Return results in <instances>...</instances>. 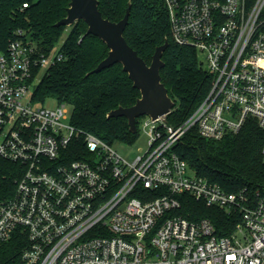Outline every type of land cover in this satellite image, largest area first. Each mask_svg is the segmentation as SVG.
I'll list each match as a JSON object with an SVG mask.
<instances>
[{
	"label": "built area",
	"instance_id": "built-area-1",
	"mask_svg": "<svg viewBox=\"0 0 264 264\" xmlns=\"http://www.w3.org/2000/svg\"><path fill=\"white\" fill-rule=\"evenodd\" d=\"M164 3L175 42L198 52L213 82L180 125L141 116L148 148L131 162L74 125L68 103L33 100L62 52H41L23 31L0 51V159L18 168L0 199V264H264V192H230L176 150L192 128L221 140L248 118L264 127V0ZM184 195L240 220L221 235L178 213Z\"/></svg>",
	"mask_w": 264,
	"mask_h": 264
},
{
	"label": "trees",
	"instance_id": "trees-1",
	"mask_svg": "<svg viewBox=\"0 0 264 264\" xmlns=\"http://www.w3.org/2000/svg\"><path fill=\"white\" fill-rule=\"evenodd\" d=\"M129 1H132V9L124 35L139 55L151 64L157 47L169 42L163 55L165 66L161 76L175 101L167 121L180 125L207 96L213 75L202 67L194 48L175 42L164 0H99V8L105 18L119 21L126 14ZM70 2L0 0V51H5L9 42L23 31L34 39L41 52H52L69 29L57 49L64 54L63 60L50 66L41 76L33 100L41 104L48 99L68 103L74 108L71 122L83 131L112 145L117 141L133 144L139 133L130 131L128 119L108 118V113L120 106L134 105L141 97L140 90L120 63L88 75L108 55L109 48L99 37L87 33L88 25L84 20L69 27L56 26L67 15ZM263 147L264 127L255 118H248L239 132L229 133L221 140L204 138L192 128L176 150L198 175L230 192L241 189L264 192ZM76 148L85 151L83 139ZM17 173V165L0 159V199L12 195ZM181 198L179 214L191 220L208 218L221 235L232 232L240 220L225 209L209 207L190 195Z\"/></svg>",
	"mask_w": 264,
	"mask_h": 264
},
{
	"label": "water",
	"instance_id": "water-1",
	"mask_svg": "<svg viewBox=\"0 0 264 264\" xmlns=\"http://www.w3.org/2000/svg\"><path fill=\"white\" fill-rule=\"evenodd\" d=\"M132 1H129L126 14L119 21L105 18L99 8V0H71L67 15L56 23L57 27L71 26L78 20L88 25V34L99 37L109 48L108 55L88 72H100L117 63L129 75L141 97L130 107L120 106L108 113V118L126 117L132 133H137V118L149 115L156 119L168 115L175 101L162 82L161 69L165 66L163 55L169 47L166 41L157 47L151 64H148L127 41L124 32L129 23Z\"/></svg>",
	"mask_w": 264,
	"mask_h": 264
},
{
	"label": "rangeland",
	"instance_id": "rangeland-1",
	"mask_svg": "<svg viewBox=\"0 0 264 264\" xmlns=\"http://www.w3.org/2000/svg\"><path fill=\"white\" fill-rule=\"evenodd\" d=\"M69 29H66L62 38L60 39L59 43L55 46L53 51H56L58 48L61 47L64 40L66 39L68 35ZM36 81L34 83V86L31 88V93L34 92L35 86L37 85ZM58 101L56 99H48L44 106L53 108L57 105ZM73 106L68 104V111L70 115L73 113ZM114 149L121 154L122 157H124L128 161H133L134 158L140 154H142L147 148H148V136L141 130L138 139L133 144H127L121 141H117L113 145Z\"/></svg>",
	"mask_w": 264,
	"mask_h": 264
}]
</instances>
